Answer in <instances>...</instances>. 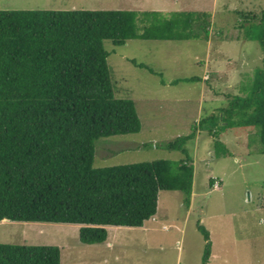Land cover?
I'll use <instances>...</instances> for the list:
<instances>
[{
  "label": "trees",
  "instance_id": "1",
  "mask_svg": "<svg viewBox=\"0 0 264 264\" xmlns=\"http://www.w3.org/2000/svg\"><path fill=\"white\" fill-rule=\"evenodd\" d=\"M243 16L244 36L264 52V9ZM210 22L207 10L0 8V220L78 223L82 242H102L106 225L142 226L156 213L161 189H179L190 203L194 167L185 144L198 128L216 136L225 126H251L264 152L261 67L245 95L231 96L189 133L154 142L183 158L93 165L97 137L141 128L134 100L114 93L103 40L208 39ZM180 79L200 76L171 83ZM198 229L205 264L211 240L204 224ZM0 264H60V248L0 242Z\"/></svg>",
  "mask_w": 264,
  "mask_h": 264
},
{
  "label": "rangeland",
  "instance_id": "2",
  "mask_svg": "<svg viewBox=\"0 0 264 264\" xmlns=\"http://www.w3.org/2000/svg\"><path fill=\"white\" fill-rule=\"evenodd\" d=\"M0 8L211 13L208 39L129 38L120 45L103 40L114 93L134 100L141 128L97 137L94 166L183 158L184 152L154 142L189 133L231 96L245 95L253 72L264 67L258 41L245 37L240 25L243 12L259 14L264 0H0ZM132 58L160 74L135 65ZM190 75L200 79L171 83ZM185 145L194 167L188 205L181 190L161 189L156 213L142 226L108 225V236L97 243L79 239L78 223L4 218L0 242L56 244L60 264H201L202 223L212 251L205 264H264V152L257 150L254 128L229 125L216 136L198 128Z\"/></svg>",
  "mask_w": 264,
  "mask_h": 264
},
{
  "label": "built area",
  "instance_id": "3",
  "mask_svg": "<svg viewBox=\"0 0 264 264\" xmlns=\"http://www.w3.org/2000/svg\"><path fill=\"white\" fill-rule=\"evenodd\" d=\"M213 186L216 187V188L219 187V183H218L217 180H214V182H213Z\"/></svg>",
  "mask_w": 264,
  "mask_h": 264
},
{
  "label": "crops",
  "instance_id": "4",
  "mask_svg": "<svg viewBox=\"0 0 264 264\" xmlns=\"http://www.w3.org/2000/svg\"><path fill=\"white\" fill-rule=\"evenodd\" d=\"M150 218H151V217H150ZM3 220H5V219L3 218ZM107 226H108V225H106V228H107ZM131 227H133V226H131ZM107 236H108V230H107ZM108 243L110 244V242H108ZM211 252H212V251H210V256H211V254H212ZM210 256H209V258H210ZM209 258H208V259H209Z\"/></svg>",
  "mask_w": 264,
  "mask_h": 264
}]
</instances>
